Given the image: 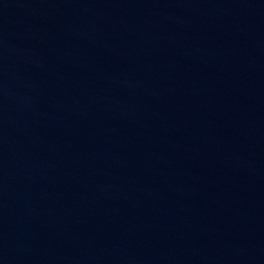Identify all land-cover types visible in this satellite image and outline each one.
<instances>
[{
	"label": "water",
	"instance_id": "95a60500",
	"mask_svg": "<svg viewBox=\"0 0 264 264\" xmlns=\"http://www.w3.org/2000/svg\"><path fill=\"white\" fill-rule=\"evenodd\" d=\"M0 264H264V0H0Z\"/></svg>",
	"mask_w": 264,
	"mask_h": 264
}]
</instances>
